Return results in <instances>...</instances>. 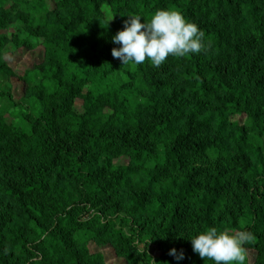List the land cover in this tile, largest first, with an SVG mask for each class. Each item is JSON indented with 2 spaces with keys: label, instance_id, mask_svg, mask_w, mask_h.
<instances>
[{
  "label": "trees",
  "instance_id": "1",
  "mask_svg": "<svg viewBox=\"0 0 264 264\" xmlns=\"http://www.w3.org/2000/svg\"><path fill=\"white\" fill-rule=\"evenodd\" d=\"M59 2L69 11L56 22L42 18L50 12L47 0H13L10 10L0 11L4 20L18 5L31 7L41 21L37 26L30 21L28 31L50 36L43 78L21 112L31 128L17 126L0 111V193L25 216L23 227H0V256L12 248V254L30 257L28 230L32 245L54 258L36 264H86L69 239L70 232L85 231L113 242L130 264H153L147 251L116 227L117 212L72 218L101 195L96 203L115 197L116 208L133 224L146 214L138 227L145 226L164 248L156 264H212L193 253L189 240L211 227L250 233L245 249L256 251L252 264H264V0ZM103 6L110 7V22ZM159 9L195 23L207 45L198 54L168 57L180 69L164 78L159 76L164 67L148 60L123 65L111 55L119 47L111 37L128 16L148 21ZM4 41L0 33V58ZM107 54L112 58L100 62ZM87 82L82 111L59 134L56 121ZM190 97L216 102L215 114L202 116V104L187 110ZM135 175L142 190L124 206L119 189ZM46 204L67 211L47 216ZM138 227L131 226L134 235ZM172 248L182 250L184 259L169 255Z\"/></svg>",
  "mask_w": 264,
  "mask_h": 264
},
{
  "label": "rangeland",
  "instance_id": "2",
  "mask_svg": "<svg viewBox=\"0 0 264 264\" xmlns=\"http://www.w3.org/2000/svg\"><path fill=\"white\" fill-rule=\"evenodd\" d=\"M115 1V0H110ZM13 4V0H0V11L1 9H9ZM47 6L50 12L44 14L43 19H47L52 22L58 21V16L66 14L69 9L62 8L60 6L59 0H47ZM103 11L106 18L111 19L112 14L109 6H103ZM261 13L264 12V8H260ZM1 14V13H0ZM29 19V20H26ZM33 20L32 26H37L39 21H41V16H36L33 13V9L28 7L27 10L21 6H17V11L15 15L4 16V20L0 27V33L5 37L3 42V53L0 58V91L2 95L0 97V111L6 112L8 115L12 116L14 123L17 126L30 129L31 123L23 117L22 111L26 110L29 104L30 98L36 93L35 87L43 78V70L48 61V40L49 35H45L43 31L40 34L33 35L28 31V25L30 21ZM230 23V27H233V23ZM29 40L32 44L27 46L25 41ZM112 57L107 54L101 57L100 62L107 63ZM166 66V68H165ZM160 67V66H159ZM164 67L166 72L160 77L164 78L171 74H176L180 69V66L173 61L167 59L165 63L161 65ZM168 67V68H167ZM160 79V78H159ZM177 83L179 80H176ZM90 82L78 91L71 98L69 108L65 113L64 117L59 118L56 121V129L59 134H64L68 131V120L72 116H78L82 111L83 100L82 96L86 93L90 86ZM190 104L187 110H192L198 104H202V116H210L215 114L216 102L209 103L206 98H193L190 97ZM50 100V99H49ZM46 101V100H45ZM48 102V100H47ZM200 119V118H198ZM232 119H238L240 121H245V118L233 117ZM230 119L232 122L233 120ZM3 171H0V177ZM140 175H135L132 182L126 188L119 189V197L124 201V206L128 204L129 197L133 196L134 192L141 191L136 185L137 179ZM55 181V175L51 176V182ZM101 195H97L93 199L83 204V206L74 211L72 218L74 219H88L93 213H102L104 217L110 216L111 211L117 212L113 217V221L117 228H122L124 232L135 240L139 249L142 251H147V254L152 257L151 263L156 264V259L160 257L164 251L158 243L159 238L152 236L148 231L143 230L138 227L139 223H143L146 214H142L141 218L136 219L133 224V220L126 211L118 210L117 200L115 197H108L106 201H102L100 204L96 203ZM109 200V201H108ZM127 207V206H126ZM45 214L48 216H55L57 213H64L67 210L62 209L59 204L52 205L46 204L44 207ZM24 215L19 209L18 204L11 201L8 197L0 193V227L4 231L12 230L16 227H23L24 225ZM52 221L46 222L44 224V229L49 227ZM138 227L136 230L137 234H133L131 226ZM11 227V228H9ZM27 227V226H26ZM29 229V228H28ZM49 229V228H48ZM24 237L29 240V246L33 248L30 251V257H18L16 254H12V248L8 249L4 255L0 256V264H36L37 262L48 261L52 263L51 256L48 254L44 255L43 251L38 248V246L32 245L34 242L32 240V235L27 232L24 233ZM69 239L75 242V248L82 251V260L86 264H130L126 258L118 253V250L113 242L107 240L103 237H93L89 236L87 232L74 231L70 232ZM10 244V243H9ZM11 246V245H10ZM11 253V254H10ZM247 253V264H252L256 257V251L253 249H246ZM27 258V259H26ZM45 258V260H44ZM180 264V262H178Z\"/></svg>",
  "mask_w": 264,
  "mask_h": 264
},
{
  "label": "clouds",
  "instance_id": "3",
  "mask_svg": "<svg viewBox=\"0 0 264 264\" xmlns=\"http://www.w3.org/2000/svg\"><path fill=\"white\" fill-rule=\"evenodd\" d=\"M204 35L195 23L177 11L159 9L148 21L140 15H131L124 21L123 29L111 37L112 43L119 45L112 49L111 55L123 65H142L148 60L153 67H159L170 56L185 57L206 51ZM251 239L250 233L218 231L215 227L189 238L193 253L212 264H247L245 244ZM168 254L177 261L184 259L182 250L177 253L172 248Z\"/></svg>",
  "mask_w": 264,
  "mask_h": 264
}]
</instances>
